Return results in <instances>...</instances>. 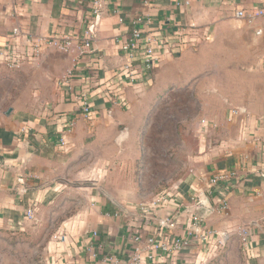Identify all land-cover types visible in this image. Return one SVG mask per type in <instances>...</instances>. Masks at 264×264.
Returning <instances> with one entry per match:
<instances>
[{"label": "crops", "instance_id": "obj_1", "mask_svg": "<svg viewBox=\"0 0 264 264\" xmlns=\"http://www.w3.org/2000/svg\"><path fill=\"white\" fill-rule=\"evenodd\" d=\"M90 1L0 0V58L7 43H19L23 51L28 39L41 42L39 54L21 68L33 80L30 105L0 109V224L25 220L33 207L37 222L51 227L52 264H97L107 255L130 257L129 225L169 240L184 232L185 213L192 212L202 216L204 227L246 225L248 240L240 244L245 264H264V20L234 17L236 9L264 0H106L91 26L93 51L51 47L46 41L52 37H81ZM140 14L149 15L147 27L154 33L171 34L178 25L195 23L208 39L160 51L145 82L125 89L127 107L96 94L88 96L91 112L84 115L72 91L89 88L90 94L111 79L124 61L120 40ZM0 67V73L12 68L2 62ZM67 69H73L71 90L59 84ZM219 70L231 73L218 81ZM204 78L213 84L202 92L206 112L196 123L198 149L190 153L185 174L166 186L173 194L167 211H183L177 226L135 219L134 205L156 193L142 192L136 171L148 117L166 91L188 84L197 90ZM69 120L73 125L66 130ZM223 171L230 177L209 186V177ZM223 198L227 209L217 212ZM174 261L192 263L195 256L190 250L159 263Z\"/></svg>", "mask_w": 264, "mask_h": 264}, {"label": "built area", "instance_id": "obj_2", "mask_svg": "<svg viewBox=\"0 0 264 264\" xmlns=\"http://www.w3.org/2000/svg\"><path fill=\"white\" fill-rule=\"evenodd\" d=\"M105 1H90V21L87 23V27L83 30L80 38L74 39L69 35H65L63 37H52L46 42L51 47L60 51H69L73 48H76L80 52L93 51L91 26H93L95 19L103 12L102 4ZM145 3L150 4V2ZM234 17L248 22L255 19L264 20V3L246 8H238L234 11ZM150 22L151 19L148 14H140L131 19V28L128 34L120 40L119 47L124 56V61L114 70L113 76L109 81L99 83L90 94H86V92H89V88L82 91H72V97L84 115H89L91 112L88 96L92 97L96 94H99V97L105 102L127 107L125 89L128 86L137 87L139 84L145 82L146 74L161 60L160 51L172 52L208 39L205 31L195 23L178 25L174 32L166 34L160 32L154 33L148 30L147 25ZM13 34L15 37L18 36L19 29L14 28ZM18 47L19 43H7L4 46L0 62L9 67H20L28 57L34 58L39 54L41 42L40 39H28L23 51H19ZM72 73L73 69H67L59 80V84L66 86L69 90L72 89L70 85ZM98 88L101 89L97 91ZM72 125V120L66 121V130L70 129ZM262 142L264 144V140ZM61 143H65L63 139H61ZM229 174L225 171L212 174L208 180L209 186H218L220 182L226 181L230 177ZM172 197L173 194L170 192V189L161 190L153 195L150 200L135 204L132 216L135 219L144 217L146 220H154L159 227L174 230L177 226L176 219H178L183 211L176 210L174 213L167 211ZM215 209L217 212L225 211L227 209L226 200L224 198L220 199ZM33 211V207L27 209L25 213L27 219L34 218ZM185 214L188 216V223L184 228V232L176 234L169 240L162 238L158 232L144 235L138 231L135 224L129 225L127 227L128 238L132 245L130 257L126 261H122L113 255H107L104 257L103 262L97 264H106L107 262L111 264H148V262L149 264H160L159 262L162 257L173 261L177 256L190 252V250H192V254L195 256V261H192V263L174 261V263L170 264H210L212 259L222 251L228 240L232 237H236L240 244L243 245L248 240L249 229L246 225H237L232 229L209 228L204 227L202 224L203 219L201 215L192 212ZM96 234V231L92 232L93 236H96ZM54 237L57 236L55 235Z\"/></svg>", "mask_w": 264, "mask_h": 264}, {"label": "rangeland", "instance_id": "obj_3", "mask_svg": "<svg viewBox=\"0 0 264 264\" xmlns=\"http://www.w3.org/2000/svg\"><path fill=\"white\" fill-rule=\"evenodd\" d=\"M22 67L23 64L11 69L3 68L5 73H0L1 110L9 106L26 108L30 105L33 80L22 74ZM226 73L231 72L219 70L216 80L226 78ZM209 82L213 84L209 78L200 80L197 90L188 84L166 91L149 115L136 170L139 182L144 185L142 192L148 196L151 192L166 189L167 185L185 174L190 153L198 149L196 123L206 112L203 109L206 94L202 92ZM124 171L127 172L121 177L127 180L130 176L128 167ZM51 234L49 224L37 222L35 217L18 223L0 224V264H52L48 248ZM210 264H245L239 240L236 237L229 239Z\"/></svg>", "mask_w": 264, "mask_h": 264}]
</instances>
